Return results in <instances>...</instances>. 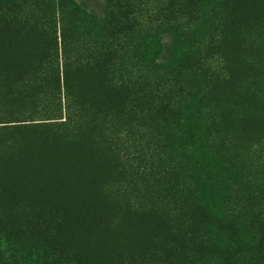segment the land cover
<instances>
[{"label":"rangeland","instance_id":"obj_1","mask_svg":"<svg viewBox=\"0 0 264 264\" xmlns=\"http://www.w3.org/2000/svg\"><path fill=\"white\" fill-rule=\"evenodd\" d=\"M128 1L110 27V0H0L36 45L0 75V264H216L197 244L214 207L262 238L227 264H264V0Z\"/></svg>","mask_w":264,"mask_h":264},{"label":"trees","instance_id":"obj_2","mask_svg":"<svg viewBox=\"0 0 264 264\" xmlns=\"http://www.w3.org/2000/svg\"><path fill=\"white\" fill-rule=\"evenodd\" d=\"M167 1V5L170 9L182 5L181 2L179 3V0ZM191 2L192 0H188V3L183 6L186 11V9L188 8V4L190 5L189 15H191L192 13ZM71 3L73 5L76 4L72 1ZM110 3H112V5H110V27L125 25L124 22H127L128 20L127 8L130 1L110 0ZM2 21L4 23H1ZM16 30L17 29H14V24L8 23L4 19H0V75L2 74V72H4L5 77H10L11 74L9 73V71L12 72L13 64L17 62L16 58H18L22 54H32V52L36 49L34 40L31 38V36H29V34H20ZM115 40L116 39L110 41V46L105 49L103 53V61H106L109 55L110 58L113 57L118 51L119 43L115 42ZM97 61L100 60H98L97 58ZM172 71L175 73L177 72L175 68L172 69ZM174 81L175 78L173 77L169 80L160 79L157 80L153 85V88L157 92V96L160 95V105H158V109H163L169 106L167 100L170 99L168 98V95L172 93V90L169 89L171 85L168 84V82L174 83ZM206 131L207 130H204V133H206ZM81 146H85V144H80L79 146H77V148ZM77 148L69 150L68 153L59 154L58 156L68 157ZM41 155L42 154L34 155V157H40ZM79 157L81 156L79 155ZM44 158L46 159L47 157L45 156ZM59 163L61 164V162ZM71 164H77V162L75 161L72 163L71 161L70 166ZM53 168L57 169V164L53 165ZM76 168L73 169L76 171ZM24 175L25 172H22V176ZM54 180L56 182L57 180H59L58 183L63 184V180L65 181V176H63L62 174L59 175V173L56 172L54 174ZM98 181L99 179L96 175H94L90 182L91 193L94 190L98 189ZM56 199L61 203V206L66 211L63 226H65L66 230H69L68 232H70V234L79 237V235H77L76 228L80 226L79 222L77 221V217L73 213V209L58 197H56ZM194 203L199 207L202 206V204H197L196 201H194ZM205 209L202 210L198 219V223H200L203 228H208L210 230L203 231L200 235L199 243H197L199 253L203 256V258H213L217 259V263L219 261L218 264H227L231 262V257L236 255L237 253L244 252L245 247L249 246L252 243L258 242L259 240H262L261 237L259 238L255 235V232L252 229L229 220V214H227L223 209H219V207H214L212 210ZM71 210L72 213L70 212ZM94 225H96V223ZM91 226L93 225H89L87 227V231H89L88 236H80L82 240L79 242V245H77V248L80 249V251H83L82 253L89 257L93 256L95 258H98L102 256V254L100 253L105 241H103L102 239V234L94 237L96 231L90 230ZM69 228H74L75 232L73 233ZM111 252L113 251H111L110 249V253ZM73 257H75V255L71 254V258Z\"/></svg>","mask_w":264,"mask_h":264},{"label":"bare ground","instance_id":"obj_3","mask_svg":"<svg viewBox=\"0 0 264 264\" xmlns=\"http://www.w3.org/2000/svg\"><path fill=\"white\" fill-rule=\"evenodd\" d=\"M63 162H64V161H63ZM64 163H65V162H64ZM68 164H69V163H68ZM54 165H55V164H54ZM69 165H70V164H69ZM53 169H54V168H53ZM55 169H56V168H55ZM75 173H76V172H75ZM63 174H64V173H63ZM73 174H74V173H73ZM74 175H75V174H74ZM75 178H76V177H75ZM75 178H74V180H76ZM59 180H60V179H59ZM59 180H57V183H58ZM61 181H62V180H61ZM63 181H64V180H63ZM73 182H74V181H73ZM76 183H77V182H76ZM60 184H61V183H60Z\"/></svg>","mask_w":264,"mask_h":264}]
</instances>
